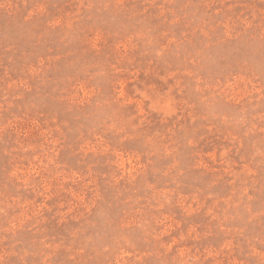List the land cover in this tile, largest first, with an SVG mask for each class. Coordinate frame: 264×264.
Listing matches in <instances>:
<instances>
[{
	"label": "rangeland",
	"instance_id": "rangeland-1",
	"mask_svg": "<svg viewBox=\"0 0 264 264\" xmlns=\"http://www.w3.org/2000/svg\"><path fill=\"white\" fill-rule=\"evenodd\" d=\"M0 264H264V0H0Z\"/></svg>",
	"mask_w": 264,
	"mask_h": 264
}]
</instances>
